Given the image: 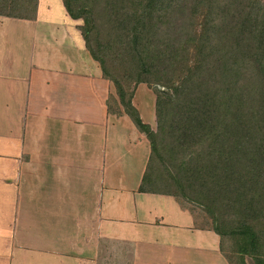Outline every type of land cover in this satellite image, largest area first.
<instances>
[{"label": "crops", "instance_id": "0c3cea01", "mask_svg": "<svg viewBox=\"0 0 264 264\" xmlns=\"http://www.w3.org/2000/svg\"><path fill=\"white\" fill-rule=\"evenodd\" d=\"M71 21L62 0H38L35 18L0 15V264H218L220 237L199 208L139 191L150 144L128 115L109 113L94 136L102 159L84 193L91 169L71 156L93 132L82 115L84 38Z\"/></svg>", "mask_w": 264, "mask_h": 264}, {"label": "trees", "instance_id": "16d2710c", "mask_svg": "<svg viewBox=\"0 0 264 264\" xmlns=\"http://www.w3.org/2000/svg\"><path fill=\"white\" fill-rule=\"evenodd\" d=\"M150 144L139 191L199 208L229 264H264V0H62ZM38 0H0L35 18ZM157 93L158 129L125 84ZM230 243L225 251V244Z\"/></svg>", "mask_w": 264, "mask_h": 264}, {"label": "rangeland", "instance_id": "374dc122", "mask_svg": "<svg viewBox=\"0 0 264 264\" xmlns=\"http://www.w3.org/2000/svg\"><path fill=\"white\" fill-rule=\"evenodd\" d=\"M62 18L66 19L68 18L67 15H61ZM61 18V17H59ZM72 25L75 26V28H79L81 31V26L83 25V19L77 18L75 21H71ZM78 26V27H77ZM72 27V26H71ZM73 28V27H72ZM76 31V30H75ZM77 32V31H76ZM82 34V32H81ZM83 37V36H82ZM85 42H84V97H86V101L84 99V130L86 131H92V136L87 134L91 133H84L86 134L84 137V146H86L88 149H84V154H73L71 156L74 161H77L79 163L84 164V167H89L91 170L84 171V193H90V188L87 187L88 185L92 186L94 182L97 180L96 171L93 169L92 164L98 163L99 159H102V156L96 155V149H98V146L100 147L99 141L100 139L94 137L99 131H102L104 128V125L110 124L111 120L110 118L107 119V115L109 116V113H113V109L118 111L122 109V106L119 103L116 88L112 80L109 78H105L102 75L101 68L99 63L95 60L92 61L89 57V53L87 52V48L85 49ZM56 48L59 49L60 52H66L70 53L71 56H74V47H60V45H56ZM72 58V57H71ZM74 62V58H73ZM79 78V77H78ZM76 82L78 83L79 80L76 78ZM125 88L127 90V93H132V103L137 107L139 110V113L143 119L144 122L149 124L152 129L157 130L158 129V119H157V113H156V100H157V93L154 91L152 86L148 85L146 82H138V81H132L130 84H125ZM87 102V103H86ZM108 103L112 104L113 108L112 110L108 108ZM42 109V107L40 108ZM77 109V108H76ZM80 113H82L81 110H79ZM108 112V113H107ZM124 114H117L118 117L122 116ZM96 117L99 118L100 123L96 122ZM130 118V117H129ZM128 118V121L126 119H122L121 122L127 121L128 123H133L131 119ZM130 120V121H129ZM107 121V122H106ZM106 124H103L105 123ZM118 121L112 120V124H117ZM62 124L63 131L68 129V125ZM122 128V127H121ZM88 129V130H87ZM60 130V129H58ZM76 129H73V132L75 133ZM123 131V130H122ZM85 132V131H84ZM124 132V131H123ZM140 133V132H139ZM143 137V140L147 142L148 144V138L141 133ZM65 137V135H64ZM63 140V139H62ZM55 142H60V138H56ZM141 147V145H140ZM139 158H141L138 162L140 164V161L142 159H146V157H143L142 153H145L143 149H138ZM132 154V153H131ZM142 154V157H141ZM135 156V155H134ZM49 158L51 156H48ZM66 157H69L68 155H60L57 154L56 158L58 159V164H62L66 161ZM130 157V156H128ZM134 158V157H133ZM17 159V156L14 157V162ZM84 161H83V160ZM126 159V157H125ZM81 160L83 162H81ZM13 161V160H12ZM10 162L13 164L14 162ZM77 162H75L77 164ZM147 162V160H146ZM63 166V165H62ZM8 173V172H7ZM74 174L71 176H75V171H73ZM80 179H77V177L73 178L72 181L76 182ZM86 187L88 190H86ZM86 190V191H85ZM85 207V204H84ZM230 243L227 241V244H225V251L229 250ZM210 255H203V257H211L210 261H214V258L211 253ZM221 254L224 256V254L221 251ZM202 255L200 254V257ZM223 256H217V262L218 264H222L221 261L223 260ZM224 260H227L226 257ZM224 264H229V262L224 261ZM246 261L248 264H255L253 259L250 256H246Z\"/></svg>", "mask_w": 264, "mask_h": 264}]
</instances>
